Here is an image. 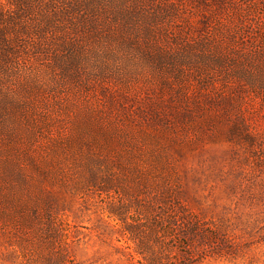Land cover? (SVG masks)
Returning a JSON list of instances; mask_svg holds the SVG:
<instances>
[{
	"label": "rangeland",
	"instance_id": "374dc122",
	"mask_svg": "<svg viewBox=\"0 0 264 264\" xmlns=\"http://www.w3.org/2000/svg\"><path fill=\"white\" fill-rule=\"evenodd\" d=\"M87 18L30 38L0 83V264L21 262L43 200L72 264H137L136 184L179 187L233 238L198 264H264V0H112Z\"/></svg>",
	"mask_w": 264,
	"mask_h": 264
},
{
	"label": "trees",
	"instance_id": "16d2710c",
	"mask_svg": "<svg viewBox=\"0 0 264 264\" xmlns=\"http://www.w3.org/2000/svg\"><path fill=\"white\" fill-rule=\"evenodd\" d=\"M111 1L0 0V83L30 38L43 40L51 33L64 37L66 25L75 26ZM95 186L106 188L99 183ZM182 192L171 184L147 193L137 184L130 191L123 189L138 214L131 223L122 220L126 238L138 256L137 264H198L205 257L225 255L233 244V238L218 225L190 209ZM31 210V232L17 242L19 264H72L69 225L49 201L34 204ZM118 210L112 212L123 219V203Z\"/></svg>",
	"mask_w": 264,
	"mask_h": 264
}]
</instances>
